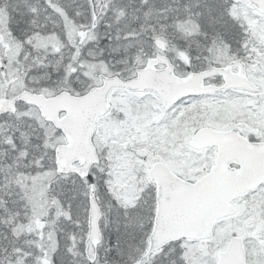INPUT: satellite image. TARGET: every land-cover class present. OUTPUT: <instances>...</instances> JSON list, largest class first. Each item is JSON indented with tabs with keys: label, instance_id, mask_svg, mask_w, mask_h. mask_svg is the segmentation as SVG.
Returning <instances> with one entry per match:
<instances>
[{
	"label": "snow or ice",
	"instance_id": "1",
	"mask_svg": "<svg viewBox=\"0 0 264 264\" xmlns=\"http://www.w3.org/2000/svg\"><path fill=\"white\" fill-rule=\"evenodd\" d=\"M0 264H264V0H0Z\"/></svg>",
	"mask_w": 264,
	"mask_h": 264
}]
</instances>
